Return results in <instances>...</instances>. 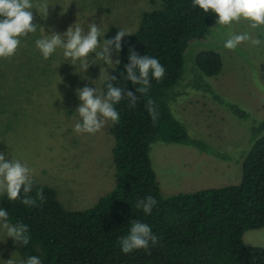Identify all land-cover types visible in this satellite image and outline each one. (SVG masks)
I'll list each match as a JSON object with an SVG mask.
<instances>
[{"label":"rangeland","instance_id":"rangeland-1","mask_svg":"<svg viewBox=\"0 0 264 264\" xmlns=\"http://www.w3.org/2000/svg\"><path fill=\"white\" fill-rule=\"evenodd\" d=\"M33 3L37 31L21 38L14 56L0 58V153L7 160L13 158L26 164L32 170L33 181L55 189L65 209L83 211L114 188V139L109 133V122L94 135L74 131L79 120L75 111L81 103L77 89L95 87L102 93L104 72H111L116 54H111L113 63L96 60L85 72L79 61L72 65L63 56V49H57L45 60L35 41L53 31L62 35L73 25L82 26L87 32L93 21L103 33L115 26L132 34L142 14L159 8L160 3ZM42 4L49 7L47 16L40 8ZM244 32L258 35L248 21L231 26L215 24L207 37L189 43L186 49L183 81L174 89L169 108L174 119L184 125L188 137L203 142L210 150L200 152L180 143H153L149 155L163 197L240 182L241 161L251 148L253 128L264 122V45L243 42L234 50L224 47L231 34ZM204 51L219 54L222 62L218 75L202 77L209 86L207 90L193 85L195 57ZM92 59L94 53L90 54ZM231 107L244 112L247 118H239ZM242 241L246 246L264 248V227L245 231ZM20 246L0 229V264L11 258L20 264Z\"/></svg>","mask_w":264,"mask_h":264},{"label":"trees","instance_id":"trees-1","mask_svg":"<svg viewBox=\"0 0 264 264\" xmlns=\"http://www.w3.org/2000/svg\"><path fill=\"white\" fill-rule=\"evenodd\" d=\"M159 3V8L142 14L131 35L122 38L121 51H113L120 61L109 73L117 77L113 85L138 96L135 107H129L127 98L114 105L120 119L118 123L109 121L114 139V188L83 211L65 209L55 189L36 181L29 193L35 206H25L20 199L10 201L6 193L0 196V209L8 212L9 223L28 226L29 243L19 248L23 261L37 256L42 264H264V248L246 246L242 241L245 231L264 227V122L253 128L238 184L170 197L160 192L149 155L153 143L210 150L188 137L184 125L172 116L169 101L183 81L189 43L207 37L218 17L211 10L205 13L193 7V0ZM118 30L111 26L104 38H114ZM130 49L158 59L166 70L160 81L150 77L146 95L135 93L138 86L125 79ZM195 65L193 85L207 90L202 77L220 73L221 57L204 51L196 55ZM101 92L107 93L106 80ZM149 98L154 101L155 120L146 108ZM230 109L239 118H247L238 108ZM148 196L157 201L150 215L136 207L138 200ZM133 220L148 224L159 239L155 245L149 242L147 249L125 254L119 240L129 234Z\"/></svg>","mask_w":264,"mask_h":264},{"label":"clouds","instance_id":"clouds-1","mask_svg":"<svg viewBox=\"0 0 264 264\" xmlns=\"http://www.w3.org/2000/svg\"><path fill=\"white\" fill-rule=\"evenodd\" d=\"M198 6L205 13L209 10L216 14L217 25L231 26L242 20L248 21L258 35L253 36L249 32L231 34L224 43L229 50L236 49L241 43L249 42L252 46L264 45V0H193V7ZM33 0H0V58H11L14 56L21 44V38L37 31L38 24L34 23ZM40 8L45 16L48 14V5L42 4ZM76 25V24H75ZM87 32L82 26H71L64 34L52 32L44 38L35 41L37 49L45 60L49 59L57 49H63V56L72 61H77L86 72L90 64H96V60H103L106 64L113 63L112 52L121 51V41L126 35H131L125 30H118L114 38L103 39L105 36L101 27L93 21L88 24ZM95 54V59L90 60V54ZM119 64L120 61L116 60ZM127 81H131L135 93L146 95L151 87L150 77L160 81L165 76V68L158 59L148 55L140 56L130 49L129 63L125 66ZM100 71V77L101 78ZM104 79L107 82L106 95L98 93L94 87L85 86L77 89L78 99L81 101L76 111L79 120L74 125L76 133L96 134L100 132L109 121L118 123L120 116L114 105L127 98L129 107H135L138 96L133 91L114 86L112 81L117 79L116 75H109L104 72ZM146 108L152 119L157 118L154 101L148 99ZM32 170L19 160L6 159L4 153H0V195L7 194L10 201L21 200L25 206H35L36 201L29 195L33 188ZM23 193V196L21 194ZM43 200L42 193L38 194ZM157 201L152 196L138 200L136 207L142 208L146 215H150ZM0 229L7 233L18 244L26 246L29 243V229L26 224H11L8 219V212L0 209ZM158 237L153 234L152 228L139 220H133L129 234L120 237L119 243L123 253L128 254L136 249H147L149 242L155 245ZM6 264H15L9 259ZM20 264H42L37 256H29Z\"/></svg>","mask_w":264,"mask_h":264},{"label":"crops","instance_id":"crops-1","mask_svg":"<svg viewBox=\"0 0 264 264\" xmlns=\"http://www.w3.org/2000/svg\"><path fill=\"white\" fill-rule=\"evenodd\" d=\"M99 196V195H98Z\"/></svg>","mask_w":264,"mask_h":264}]
</instances>
